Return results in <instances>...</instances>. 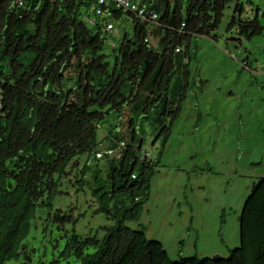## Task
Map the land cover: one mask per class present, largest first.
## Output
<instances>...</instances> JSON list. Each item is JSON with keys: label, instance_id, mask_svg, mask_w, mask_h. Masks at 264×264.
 Listing matches in <instances>:
<instances>
[{"label": "trees", "instance_id": "obj_1", "mask_svg": "<svg viewBox=\"0 0 264 264\" xmlns=\"http://www.w3.org/2000/svg\"><path fill=\"white\" fill-rule=\"evenodd\" d=\"M232 1L141 3L160 14V27L150 33L115 6L96 18V0H0V264L21 263L39 207H53L69 168L85 156L82 187L91 159L109 162L107 182L96 172L93 196L97 213L116 225L106 227L102 239L75 234L57 264L72 258L82 264H264V177L246 202L241 246L229 259L173 262L163 244L126 225L141 222L159 167L144 158L148 127L156 143L169 142L186 98L179 82L182 76L189 81L198 56L194 41L219 40ZM255 2L237 5L230 33L249 40L264 33V10L243 19L246 5ZM116 20L124 26L114 40L108 25ZM105 142L110 150L126 146L120 157L99 159ZM57 220L77 226L81 217L59 212Z\"/></svg>", "mask_w": 264, "mask_h": 264}, {"label": "rangeland", "instance_id": "obj_2", "mask_svg": "<svg viewBox=\"0 0 264 264\" xmlns=\"http://www.w3.org/2000/svg\"><path fill=\"white\" fill-rule=\"evenodd\" d=\"M240 2L244 0L228 5L216 33L218 41L207 37L194 41L198 56L190 67V79L186 82L182 76L175 81V86L182 82L186 98L169 142L156 143V133L148 127L145 151L159 167L141 222L126 225L163 244L173 262L229 259L241 246L240 220L246 202L264 177V33L249 40L238 30L229 32ZM255 7L264 10V0H256ZM247 18L253 20L255 15L249 13L243 19ZM260 21L264 27L262 12ZM131 23L128 20L126 26L132 28ZM109 24L115 25L113 39L117 40L123 21ZM152 44H158L154 36ZM108 51L113 50L108 47ZM107 136L102 130L100 140ZM109 146L105 142L102 149ZM89 159L82 157L69 168L52 208L39 207L21 263L7 264H57L75 234L102 239L105 228L116 225L97 213L93 196L98 187L96 172L100 171L102 182L108 181V160L91 159L86 186L79 183ZM59 212L81 221L77 226H63L57 220ZM61 264L82 262L72 258Z\"/></svg>", "mask_w": 264, "mask_h": 264}, {"label": "built area", "instance_id": "obj_3", "mask_svg": "<svg viewBox=\"0 0 264 264\" xmlns=\"http://www.w3.org/2000/svg\"><path fill=\"white\" fill-rule=\"evenodd\" d=\"M112 6H115L116 9L123 10L128 16L146 24L149 28L150 33L160 27V14L156 11H150L146 5H142L141 3L136 2L134 0H96V5L94 9L95 17L103 18L106 15V11ZM90 23L92 25H95L96 21L90 20ZM108 30L112 33H115V25L109 24ZM186 63H189V60H186ZM125 146L126 145L123 143L118 150L102 151L98 154V157L100 159H104L106 157H120ZM144 158H151V153L144 152Z\"/></svg>", "mask_w": 264, "mask_h": 264}, {"label": "crops", "instance_id": "obj_4", "mask_svg": "<svg viewBox=\"0 0 264 264\" xmlns=\"http://www.w3.org/2000/svg\"><path fill=\"white\" fill-rule=\"evenodd\" d=\"M262 9L261 8H256L255 6H248L245 8V13L243 15L244 16L247 14L249 15V13H252L253 15H255V18L258 16L259 12H261ZM248 19V18H247ZM156 39V38H155ZM157 40V39H156ZM159 42V41H158Z\"/></svg>", "mask_w": 264, "mask_h": 264}, {"label": "clouds", "instance_id": "obj_5", "mask_svg": "<svg viewBox=\"0 0 264 264\" xmlns=\"http://www.w3.org/2000/svg\"><path fill=\"white\" fill-rule=\"evenodd\" d=\"M106 150H110V149H104V151H106ZM102 152V151H101ZM146 152V151H145ZM99 158V157H98ZM100 159V158H99ZM112 159V158H111Z\"/></svg>", "mask_w": 264, "mask_h": 264}, {"label": "water", "instance_id": "obj_6", "mask_svg": "<svg viewBox=\"0 0 264 264\" xmlns=\"http://www.w3.org/2000/svg\"><path fill=\"white\" fill-rule=\"evenodd\" d=\"M222 257H217L216 259H221Z\"/></svg>", "mask_w": 264, "mask_h": 264}]
</instances>
